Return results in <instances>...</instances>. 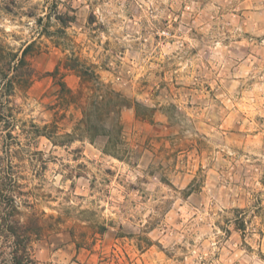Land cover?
I'll return each mask as SVG.
<instances>
[{
    "label": "rangeland",
    "instance_id": "1",
    "mask_svg": "<svg viewBox=\"0 0 264 264\" xmlns=\"http://www.w3.org/2000/svg\"><path fill=\"white\" fill-rule=\"evenodd\" d=\"M0 70L20 83L0 76V184L41 228L34 264H264V0H0ZM102 85L130 103L102 117L113 143L82 123Z\"/></svg>",
    "mask_w": 264,
    "mask_h": 264
},
{
    "label": "trees",
    "instance_id": "2",
    "mask_svg": "<svg viewBox=\"0 0 264 264\" xmlns=\"http://www.w3.org/2000/svg\"><path fill=\"white\" fill-rule=\"evenodd\" d=\"M33 48L34 43L29 44L22 52L20 59L19 55L8 51L6 55L9 58V63H14V66L10 68L17 71H19L18 69L20 67L21 69L26 68V57L32 52ZM68 67L73 70L79 68L75 65H68ZM79 72L80 78L84 81L90 82L95 80L96 82H100L99 76L95 72L88 73V71H81V69ZM25 74V84L28 87L32 83V75L28 71H26ZM58 74L59 68L55 70L53 75L57 76ZM0 76L2 80L6 81L7 83V95L12 96L15 92L14 87L19 86L20 84L19 81L16 80V76H9L2 70H0ZM102 86L103 93L100 94L95 99V102L91 103L90 107L83 112L84 118L82 123L86 127V132L88 133L92 142L98 136H107L109 137V143H113V141H117L115 139L121 137V125L119 122H116L110 128H106V126L102 123V117L106 112L109 113L110 110H112L115 106H118L117 111H121L122 108H129L130 103L116 91L110 89L109 87H104V85ZM60 88V93L64 101L67 103H72L76 100V95L67 87L65 83H60ZM7 110L12 111L11 108ZM15 122L16 119L12 112L7 114L5 111L0 110V123H3L4 128L13 127ZM9 136L10 138H13L12 134ZM108 152L109 150L106 147V149H104V153L107 154ZM4 186H6L8 189H2ZM18 187L19 186L17 185V181L14 177L9 178V180L6 181V184H0V220L2 221V229L7 232L9 237H11L13 240L12 252L9 253L10 259H3L0 264H34V261L29 253V243L32 236H38L41 234V228L36 222L32 220H29L28 223L23 225L21 224L20 220L15 218V214H20L18 211V206L16 205V196L13 195L15 192L14 189ZM19 194L21 195V193ZM5 213H7L6 215L9 216V219L3 217V214ZM236 225L240 231L245 230V223L243 220H237ZM102 231L104 232L105 229H102ZM5 254L6 252H3V246L0 245V256L3 257Z\"/></svg>",
    "mask_w": 264,
    "mask_h": 264
}]
</instances>
